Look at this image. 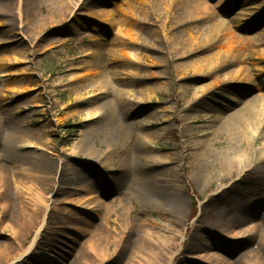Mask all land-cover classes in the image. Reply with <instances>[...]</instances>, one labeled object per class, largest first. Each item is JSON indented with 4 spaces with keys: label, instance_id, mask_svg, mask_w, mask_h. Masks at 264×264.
I'll return each instance as SVG.
<instances>
[{
    "label": "rangeland",
    "instance_id": "obj_1",
    "mask_svg": "<svg viewBox=\"0 0 264 264\" xmlns=\"http://www.w3.org/2000/svg\"><path fill=\"white\" fill-rule=\"evenodd\" d=\"M156 1L138 18L140 0H73L54 24L66 9L10 0L0 16V264H264V171L213 165L232 115L264 99V0H203L216 16L192 19L191 0ZM214 24L215 50L182 51ZM148 230L179 241L160 251Z\"/></svg>",
    "mask_w": 264,
    "mask_h": 264
},
{
    "label": "bare ground",
    "instance_id": "obj_2",
    "mask_svg": "<svg viewBox=\"0 0 264 264\" xmlns=\"http://www.w3.org/2000/svg\"><path fill=\"white\" fill-rule=\"evenodd\" d=\"M28 1H32V0H28ZM38 2H43V3H49L51 5L57 6L58 8H64L66 9V11H64L63 14H61V16H64L63 18H59L57 20H52L51 24L57 23L58 21H63L66 20L67 18H69L70 16H72L75 12V9L77 8V6L75 7V9L70 8L71 4L69 2L73 1V0H35ZM149 4V2H145V0H140L139 3H137V18L138 16L141 14V8H143L144 6H147ZM154 4V8L157 7L158 9L162 10H168L169 7V0H157L155 3L151 2L150 5ZM11 8L10 6V0H0V11L2 13H0V16L4 17V19L8 18V15H6V11L9 10ZM188 10V15L189 17L192 19L193 16L195 18L198 17H202L205 18L207 17V15L211 14L212 16H216V14L214 12H212L211 7H209L203 0H191V5L188 6L187 8ZM19 17H21L23 15H21V12L19 13ZM108 21H111L110 16ZM112 23V22H111ZM115 23V21L113 22ZM218 23V22H217ZM132 25V24H131ZM217 24H214L213 26H211L209 28V30L205 33V32H199L198 35H194L191 34L193 37L191 38V42L188 41H182L180 44L182 45V51L185 50H192V47H195V44L197 43L198 46L202 47V48H206L208 49V51H213L218 47V43L219 41H216V39L219 38V27H216ZM201 33V34H200ZM227 37H225L226 40ZM231 40L227 41V44L229 46V50L228 53L234 52L236 51V54H238L239 52L242 51V46H238L237 47V42L234 43L235 41L233 40L234 36H231ZM186 42V43H185ZM171 47H177L175 43H170ZM245 47V46H244ZM179 50V49H178ZM222 52H224V49L222 50ZM186 53V52H185ZM219 53H221L219 51ZM235 56V55H234ZM218 58V56H217ZM219 60V59H218ZM208 64H211V59L209 58L207 60ZM251 104L247 107H245L247 110H245V112H236L235 114L232 115V125L234 124V127H232L230 130L231 131V135H233V137H230V140L228 141V145L232 146L229 147L228 151H227V155L225 156V158H222L221 161L218 163V161L215 163H213V165H217L219 168H221V170L224 172H226L227 170H230L231 165L234 166V168H237L238 170V174L239 172L241 173L242 171H244L247 166H249L250 168H253L255 171H264V143L260 146V147H256V144L258 143V141L260 140L261 134H258V128L259 126L264 122V99L262 98H256L255 100L250 102ZM250 109V110H249ZM246 111L249 113L248 115L244 116V113H246ZM104 114V111H100L99 109H96L94 112V117H100ZM238 126L235 128V126ZM247 144V145H246ZM255 152V153H254ZM221 154V153H220ZM204 155H208V153L206 152V154ZM208 159L204 158V162H202L200 159H196L194 164L195 165H199L200 163H203L204 166L205 164L208 163L209 159H211L209 157V155L207 156ZM201 161V162H200ZM204 171H201L200 177H198L199 180L204 181V175H203ZM12 187V185H11ZM29 190V188H28ZM152 192H156L154 190H152ZM16 196L14 201L17 204H20L21 199L24 195V193H27V190L25 187L20 186L17 187V191H16ZM147 194V193H146ZM40 194L38 195V198H40ZM134 196L137 198H141V200L146 201V203H150L148 206L154 204L156 205L153 200H151L150 198H147V195H145V192L141 193L138 191L134 192ZM30 198H28V201L25 203L28 205V209L30 210L31 207H35L37 205V201L33 200H29ZM10 206V203H6L5 204V209H7V207ZM28 209H25V212H28ZM24 212V213H25ZM26 215V214H25ZM27 218V222H29L30 224L34 223V220L31 218V214L26 215ZM24 219V215L22 216ZM2 221V219H0V222ZM24 228V227H23ZM42 229V226L40 227L38 233H40ZM165 231V230H164ZM167 231V230H166ZM240 237H243L245 235V232H242V234H238ZM237 235V236H238ZM177 234H174L173 232H165V233H159V232H155L152 230H148L146 232V237H147V242L149 244H157L158 249L161 251L162 246H168L169 244H173L174 242L176 243L177 241H179V238L177 237ZM180 240H182V238L180 237ZM148 244V245H149ZM35 244L33 243L30 248L29 251H27V253H30V251L34 249ZM161 247V248H160ZM143 250H145V248H143ZM151 251V250H150ZM148 251L147 254L151 255L150 257L146 254H141L140 251L137 252V261H140L141 259L140 256H142V261L143 264H156L155 262L157 261V259L160 257V254H158V251L153 250L152 252ZM164 252V251H163ZM26 253V252H25ZM26 253V254H27ZM25 255V254H24ZM24 255L20 256V258H22ZM175 253H172V258L174 257ZM102 256V255H101ZM215 257V259L217 261H225L223 260V257H220L218 255L213 256ZM102 258H104V256H102ZM196 259H201L199 257H196ZM159 260V259H158ZM227 262V261H226ZM50 264H61V261H57V259L53 260L52 262H49ZM232 264H236V263H232Z\"/></svg>",
    "mask_w": 264,
    "mask_h": 264
},
{
    "label": "crops",
    "instance_id": "obj_3",
    "mask_svg": "<svg viewBox=\"0 0 264 264\" xmlns=\"http://www.w3.org/2000/svg\"><path fill=\"white\" fill-rule=\"evenodd\" d=\"M105 172H106V171H105ZM101 176L104 178V174L101 175ZM105 176H106V177H105L104 179L107 181V184L105 185V188H106V186H107V188H108V186H109L108 184H109V183H112L113 181H112V179H111V174H110V173H106ZM114 189H115V188H114ZM114 189L111 191V192L113 193V194L111 193V196L116 197V192H115ZM110 190H111V189H110ZM108 195H110V193H109ZM106 197H107V196H106ZM106 199L109 200V198H106ZM6 210H7V209H5V211H6ZM22 230H23V229H22ZM19 238H20V237H19ZM13 240H15L16 244H18V245L20 244V242L18 241L19 239L17 240V238H13L11 241H13ZM22 244H23V243L21 242V244H20L19 247H18L19 252H20V254H19V256H18L19 258H20V256L24 255L25 252H27V250H24V249H23ZM25 255H26V254H25ZM25 255H24V256H25ZM24 256H23V257H24ZM23 257H22V258H23ZM20 259H21V258H20ZM16 260L19 261L18 258H17Z\"/></svg>",
    "mask_w": 264,
    "mask_h": 264
}]
</instances>
